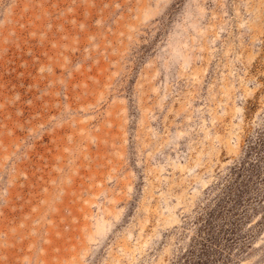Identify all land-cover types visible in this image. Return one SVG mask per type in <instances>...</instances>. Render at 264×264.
<instances>
[{
  "label": "rangeland",
  "instance_id": "1",
  "mask_svg": "<svg viewBox=\"0 0 264 264\" xmlns=\"http://www.w3.org/2000/svg\"><path fill=\"white\" fill-rule=\"evenodd\" d=\"M0 264H264V0H0Z\"/></svg>",
  "mask_w": 264,
  "mask_h": 264
}]
</instances>
